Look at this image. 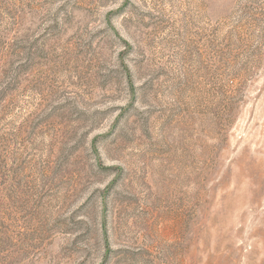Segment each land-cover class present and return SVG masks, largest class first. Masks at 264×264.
Returning <instances> with one entry per match:
<instances>
[{"label":"rangeland","instance_id":"obj_1","mask_svg":"<svg viewBox=\"0 0 264 264\" xmlns=\"http://www.w3.org/2000/svg\"><path fill=\"white\" fill-rule=\"evenodd\" d=\"M0 264H264V0H0Z\"/></svg>","mask_w":264,"mask_h":264}]
</instances>
